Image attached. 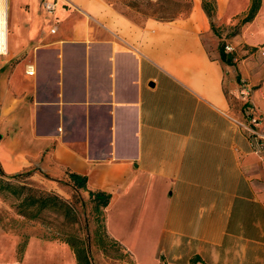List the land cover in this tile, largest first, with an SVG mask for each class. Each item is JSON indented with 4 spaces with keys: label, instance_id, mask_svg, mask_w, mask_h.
I'll use <instances>...</instances> for the list:
<instances>
[{
    "label": "crops",
    "instance_id": "obj_1",
    "mask_svg": "<svg viewBox=\"0 0 264 264\" xmlns=\"http://www.w3.org/2000/svg\"><path fill=\"white\" fill-rule=\"evenodd\" d=\"M47 1L54 12L7 1L3 174L86 177L85 191L110 195L106 230L137 264H264V0L230 41L253 0H215L232 65L205 0L178 19Z\"/></svg>",
    "mask_w": 264,
    "mask_h": 264
},
{
    "label": "rangeland",
    "instance_id": "obj_2",
    "mask_svg": "<svg viewBox=\"0 0 264 264\" xmlns=\"http://www.w3.org/2000/svg\"><path fill=\"white\" fill-rule=\"evenodd\" d=\"M107 1L135 18H184L193 6L192 0ZM14 2L27 10L26 0H9V4ZM236 28L229 41L238 36L241 27ZM214 33L220 44L225 43V53L231 54L226 47H232L216 24ZM2 59L0 56V63ZM36 174L37 169L30 176L11 178L0 168V264H79L68 239L86 250L91 264H137L132 253L108 235L104 208H98L87 191L77 189L69 175L44 176L55 182L50 189L45 179L34 178ZM32 196L47 202L48 207L25 205L24 200Z\"/></svg>",
    "mask_w": 264,
    "mask_h": 264
},
{
    "label": "trees",
    "instance_id": "obj_3",
    "mask_svg": "<svg viewBox=\"0 0 264 264\" xmlns=\"http://www.w3.org/2000/svg\"><path fill=\"white\" fill-rule=\"evenodd\" d=\"M261 5H262V0H253V4H252V7H251L249 13L236 26L237 27L236 30L238 28L242 27L243 25L250 23L254 20L260 11ZM203 8H204L206 14L208 15V17L210 18V20L212 21V29L215 31V24L213 23V19L215 16L216 1L215 0H205L203 3ZM236 33H237V31L235 32V34ZM224 48H225V43L222 42L219 46V52H220L221 59L226 64L232 65L233 64L232 57H231V55L225 53ZM33 171L34 170L27 171L23 174L15 175L11 178H16V177H20V176H30L33 173ZM69 177L74 182V185L76 186L77 189L86 190V187H87V178L86 177H81V176H78L76 174H70ZM89 194H90V197L94 201H96L98 208H100V207L106 208L110 203V199H111L110 195H107V194L101 193V192H90ZM24 204L29 206V207L38 205V206H40L41 209L48 207L47 202H44V200H41L40 198H35L33 196L25 199ZM21 212H24V211H21ZM66 242L70 245V247L75 252L79 264H91L89 255L84 248L80 247L74 240L68 239V240H66Z\"/></svg>",
    "mask_w": 264,
    "mask_h": 264
},
{
    "label": "bare ground",
    "instance_id": "obj_4",
    "mask_svg": "<svg viewBox=\"0 0 264 264\" xmlns=\"http://www.w3.org/2000/svg\"><path fill=\"white\" fill-rule=\"evenodd\" d=\"M8 8L7 0H0V54L7 53L8 41Z\"/></svg>",
    "mask_w": 264,
    "mask_h": 264
},
{
    "label": "built area",
    "instance_id": "obj_5",
    "mask_svg": "<svg viewBox=\"0 0 264 264\" xmlns=\"http://www.w3.org/2000/svg\"><path fill=\"white\" fill-rule=\"evenodd\" d=\"M44 5H45V9L48 12H54V10H55V3L54 2H49L46 0ZM226 50L228 52H232V49L228 46L226 47ZM29 74L30 75L34 74V70L32 68L30 69ZM250 95H251V90L247 86H243L242 88H240V91H239L240 97H242L243 99L249 100ZM250 122H251V125L253 126V125L259 123V120L256 117L250 116ZM258 136L261 138L259 144H260L261 148H264V137L262 135H258Z\"/></svg>",
    "mask_w": 264,
    "mask_h": 264
}]
</instances>
